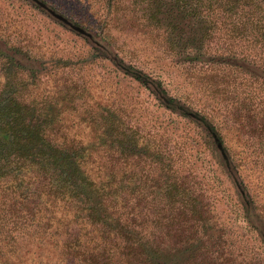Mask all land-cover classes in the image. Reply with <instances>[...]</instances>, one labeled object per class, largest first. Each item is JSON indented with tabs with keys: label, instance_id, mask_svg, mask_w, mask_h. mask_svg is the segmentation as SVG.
I'll return each mask as SVG.
<instances>
[{
	"label": "trees",
	"instance_id": "trees-1",
	"mask_svg": "<svg viewBox=\"0 0 264 264\" xmlns=\"http://www.w3.org/2000/svg\"><path fill=\"white\" fill-rule=\"evenodd\" d=\"M26 1L83 38L166 111L196 125L208 142L196 148L185 142L163 147L127 138H67L55 103L43 101L36 108L32 98L17 94L23 84L17 83V48H4L0 36V264H264V184L245 182L242 160L224 140V122L171 96L161 78L126 63L112 33L115 24L162 27L163 52L177 64L200 65L208 76L214 69L216 74L231 68L248 82L264 85V0H89L93 7L102 2L108 11L98 28L81 25L46 0ZM34 62L18 67L31 71ZM224 77L215 75L221 82ZM239 112L235 108L233 117L239 118ZM107 116H100V128L110 137L114 126ZM91 118L98 126L99 120ZM251 123L263 127L264 115L258 121L252 116ZM260 153V160L253 158L260 162L248 165L264 170V147ZM206 154L212 157L215 182L233 191L237 217L262 252L254 247L247 257L234 252L215 213L212 188L197 166ZM132 166L137 174L129 173ZM146 166L156 174L151 178L156 192L145 188ZM223 198L232 201L229 195Z\"/></svg>",
	"mask_w": 264,
	"mask_h": 264
},
{
	"label": "rangeland",
	"instance_id": "rangeland-1",
	"mask_svg": "<svg viewBox=\"0 0 264 264\" xmlns=\"http://www.w3.org/2000/svg\"><path fill=\"white\" fill-rule=\"evenodd\" d=\"M46 1L86 27L103 26L108 12L102 2L93 7L89 0ZM129 19L130 23L134 21ZM115 27L112 30L115 44L126 63L161 78L171 96L224 122V140L242 160L240 172L245 182L248 186L260 184V188L264 184V170L259 164H248L255 160L254 157L258 156V160L262 157L259 152L264 147V124L263 127L252 126L251 121L252 116L258 121L264 115V85L248 82L245 76L231 68L216 73L219 77L225 76L221 82L215 78V69L208 76L200 65L191 68L177 64L163 52L162 27L136 23L131 27L117 24ZM0 36L5 40L4 48H17V83L23 82L17 94L32 98L36 108H41L43 101L55 103L61 119V133L67 138L77 142H121L127 138L133 142H156L163 147L166 143L174 146L185 142L186 146L196 148L208 142L196 125L166 111L145 87L125 77L109 60L100 58L83 38L60 26L26 0H0ZM28 60L36 61L31 71L18 67ZM0 80H3L2 72ZM235 108L240 109L239 118L233 117ZM108 114L114 126L110 137L102 135L103 125L100 128V116L106 119ZM91 117L96 122L99 120L98 126L92 124ZM208 156H201L204 161L201 167V160L197 161V166L208 188H212L215 213L234 243V252H243L244 257L249 255L251 247L254 252H262L257 250L259 242L248 232L241 215L237 217L233 191L225 192L221 182H215V168ZM146 171L149 176L145 188L149 193L156 192L151 181L156 174L148 166L144 167L145 175ZM137 172L133 166L129 170L130 174ZM223 183L227 184L224 179ZM227 195L232 201L223 198Z\"/></svg>",
	"mask_w": 264,
	"mask_h": 264
},
{
	"label": "water",
	"instance_id": "water-1",
	"mask_svg": "<svg viewBox=\"0 0 264 264\" xmlns=\"http://www.w3.org/2000/svg\"><path fill=\"white\" fill-rule=\"evenodd\" d=\"M50 13L52 14L53 17H55L60 22L64 23L67 26H70L74 31H77L78 33L83 34V35H88L81 27H78V26L73 25L71 22H69L63 16L57 15L53 11H50Z\"/></svg>",
	"mask_w": 264,
	"mask_h": 264
}]
</instances>
